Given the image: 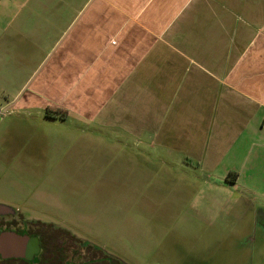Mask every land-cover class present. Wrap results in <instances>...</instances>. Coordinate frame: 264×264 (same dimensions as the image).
Wrapping results in <instances>:
<instances>
[{
  "label": "crops",
  "instance_id": "0c3cea01",
  "mask_svg": "<svg viewBox=\"0 0 264 264\" xmlns=\"http://www.w3.org/2000/svg\"><path fill=\"white\" fill-rule=\"evenodd\" d=\"M0 83L18 115L225 184L235 264H264V0H0Z\"/></svg>",
  "mask_w": 264,
  "mask_h": 264
},
{
  "label": "rangeland",
  "instance_id": "374dc122",
  "mask_svg": "<svg viewBox=\"0 0 264 264\" xmlns=\"http://www.w3.org/2000/svg\"><path fill=\"white\" fill-rule=\"evenodd\" d=\"M14 87L0 83L1 203L71 226L128 264L236 263L235 231L227 227L238 213L223 217L224 227L216 221L232 189L181 165L178 153L134 150L126 160L110 136L100 147L87 144L93 135L71 133V123L60 129L42 115H18ZM247 246L253 255L254 241Z\"/></svg>",
  "mask_w": 264,
  "mask_h": 264
},
{
  "label": "flooded vegetation",
  "instance_id": "af4514ba",
  "mask_svg": "<svg viewBox=\"0 0 264 264\" xmlns=\"http://www.w3.org/2000/svg\"><path fill=\"white\" fill-rule=\"evenodd\" d=\"M0 205L6 206L0 211V264H128L87 241L71 226Z\"/></svg>",
  "mask_w": 264,
  "mask_h": 264
},
{
  "label": "water",
  "instance_id": "95a60500",
  "mask_svg": "<svg viewBox=\"0 0 264 264\" xmlns=\"http://www.w3.org/2000/svg\"><path fill=\"white\" fill-rule=\"evenodd\" d=\"M4 208H6V206H4V205H0V211L1 210H4ZM8 208V207H7Z\"/></svg>",
  "mask_w": 264,
  "mask_h": 264
}]
</instances>
